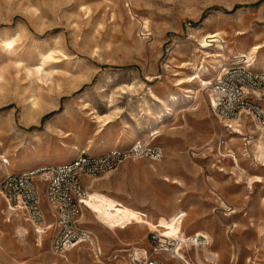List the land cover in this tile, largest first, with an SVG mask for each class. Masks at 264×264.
Masks as SVG:
<instances>
[{
  "label": "rangeland",
  "instance_id": "1",
  "mask_svg": "<svg viewBox=\"0 0 264 264\" xmlns=\"http://www.w3.org/2000/svg\"><path fill=\"white\" fill-rule=\"evenodd\" d=\"M211 31L222 33L227 53L264 42V0H0V39L16 38L10 51L0 45V164L9 159L10 173L60 164L75 157L69 153L73 145L90 144V155L127 151L133 144L126 141L130 133L161 151L159 161L128 158L118 168H125L131 192L150 189L161 198L153 203L139 195L141 200H133L141 207L136 209L150 216L147 211L165 207L170 198L178 206L171 216L153 222L89 192L81 221L97 236L101 264H124L130 253L117 250L133 246L163 264H175L158 252L150 233L170 247L182 222L187 236L195 230L209 235L217 264H264V152L257 150L261 145L264 151V123L246 117L237 130L229 128L206 106L207 85L176 83L192 73L183 63H214L210 55L217 48L204 54L197 42ZM49 53L53 58L34 73L41 55ZM129 84L133 91H123ZM149 88L163 99L177 96L172 114L159 124L145 112L147 105L153 113L160 107ZM185 88H196L197 94L187 99ZM30 96L37 107H30ZM258 105L264 111V96ZM106 119L110 122L103 125ZM158 167L172 173L164 179L167 183L147 178ZM5 175L0 172V180ZM3 208L10 207L0 195V264L99 262L88 244L68 251V259L57 255L52 230L46 231L43 248L37 247L34 231L24 221L29 217L14 207L12 222L23 220L27 228L19 238L12 222H4ZM51 221L47 216L44 224ZM132 238H138L137 244L121 242ZM183 248L185 259L199 264L193 249Z\"/></svg>",
  "mask_w": 264,
  "mask_h": 264
},
{
  "label": "built area",
  "instance_id": "2",
  "mask_svg": "<svg viewBox=\"0 0 264 264\" xmlns=\"http://www.w3.org/2000/svg\"><path fill=\"white\" fill-rule=\"evenodd\" d=\"M207 88L212 112L220 121H240L253 117L264 123V111L258 105L264 96V72H256L232 62L223 67L220 74L207 84ZM144 156L159 161L161 151L145 145L141 140L134 141L127 151L112 149L103 154L90 155L82 150L73 159L60 164L6 174L0 180V195L7 205L25 211L36 224H42L47 216L52 219L45 225V230L53 231L51 247L57 255L63 256L80 244H88L93 248L94 255L101 257V248L93 233L81 221L87 198L82 178L103 176L115 171L128 158ZM150 241L164 249L165 243L160 242L157 233H150ZM182 245L193 249L194 255L198 250L206 264H217L218 256H214L210 250L209 236L197 232L187 236ZM170 250L175 253L173 248ZM124 264L163 263L130 253Z\"/></svg>",
  "mask_w": 264,
  "mask_h": 264
},
{
  "label": "bare ground",
  "instance_id": "3",
  "mask_svg": "<svg viewBox=\"0 0 264 264\" xmlns=\"http://www.w3.org/2000/svg\"><path fill=\"white\" fill-rule=\"evenodd\" d=\"M144 27H146V28L148 27L147 23L144 24ZM238 34H241V33L239 32ZM15 41H16L15 37H12V38L3 37L0 39V45L4 50L10 51L11 49L14 48ZM197 42L199 44V48L202 49L201 52L204 54L209 53L208 51L205 52V50L211 46L217 48V51L215 53H212V55H210L211 58L214 60V63L213 64L210 63L208 65H204L203 63L198 64V63H196V61H193V62L190 61L188 63H183L182 67L185 68L188 66L192 70V73L191 74L185 73L184 77H180V78L176 79V83L178 86H182L183 84H187L192 80V81H196V83H197L196 87H205L209 83V80H207V79L212 77L214 74H217V75L220 74L223 67L230 61L237 63V64H240L242 62V63H245L247 68L251 69V68L257 67V68H260L264 72V56H262V58H260V52L264 48V42L255 43V44L250 45L248 47L241 45L240 47L236 48L235 50H228V53L225 51V46H224L225 40H224V36L222 35V33L220 31H211V32L203 33L202 35L199 36V38L197 39ZM41 56L42 57H41L40 63L33 69L34 73L42 72L44 69L43 66L46 64V62H48V60L50 58H53L51 53L42 54ZM33 70L28 69L27 72L31 73V72H33ZM175 74H178V73H175ZM134 87L135 86L133 84H129V85H126L124 89H122V88L121 89L123 91H133ZM150 89L151 88H149V91H150L152 97L154 98L155 102L160 107L158 106L159 111L157 113H153V111L151 110L149 105H147L145 112H146V115L149 119H151L155 124H159L163 120H165L168 117V115L172 114V111L174 110L173 101L177 99V96H176V93H172V94H169V96L166 99H163V98H160L159 96L155 95L153 93V91ZM185 91L187 93L185 96L187 99H192L194 97V95L197 94L196 88H185ZM37 105H38V103H37L36 99H33L31 97L30 107L34 108V107H37ZM206 106L210 107L209 98L206 100ZM86 108L87 107H84V109H86ZM100 121H101V119H100ZM109 122H110V120L106 119L103 121V125H106ZM221 122H223L225 126H229L230 128H234L236 130L240 126L238 120H223V121L221 120ZM256 126H257V128H261L260 125H258V124H256ZM158 133H155V134H158ZM135 140H136V135L134 133H130L128 135V137L126 138L127 143H133ZM149 140L147 142H149ZM82 150H85L87 152H93V147L90 144L86 145L84 148H80L79 146L73 145L71 147V150L69 153L72 156H77L79 154V152ZM257 150H259L260 155H263L264 151H262L261 145L258 146ZM259 153H258V155H259ZM2 157H3V155L1 156V158ZM12 166H13V163H11V161L9 159L4 158L3 164H0V172L3 171V173L9 174ZM88 198H89V192H87V198L85 201L86 202L85 208L88 207V204H87ZM88 202H90L89 203L90 206H93L94 205L93 197ZM3 209H4V213L7 214V217H6L7 219H5L4 222L10 224L12 222L10 217L13 214V212H12L13 208L10 207V208H3ZM0 211H2V210H0ZM17 212H18V208H17ZM1 219H2V217H1ZM24 221H26L28 227H31L34 231V236H35L36 241H37L36 246L40 247L42 249L43 248V242H44V236L46 235L45 234L46 230H45L44 225H46V224H44V222H43L42 223L44 226L43 227L41 225L35 224L33 221H31L28 218H25ZM26 222H25V224H26ZM183 223L184 222L179 223V225H177V228L174 229L175 237H174V239H172V241H173L171 244L172 247L171 246L170 247L164 246V249L160 248L159 251L156 248V251H158L159 253L164 254V255L168 254L169 257L165 256L166 259L168 261H174L175 264H179L180 262L183 264H190L185 259L184 255H183L184 254L183 253L184 248H183L182 242L185 241V238L187 237L186 232L184 230L185 227H184ZM11 224H13L15 232L19 238H21L23 234L27 233V228L23 225V220L17 221V219H16V221L12 222ZM197 232L200 234L209 236L205 231H201V230H195L193 232V234L197 233ZM94 237H95L96 242L98 243V239H97V236H95V234H94ZM166 245H169V243ZM171 248L174 249L175 253L170 252ZM91 250H93L92 247H91ZM117 251L118 252H129L131 254H135L136 256L142 255L143 257H149L148 251L146 249L139 248L136 246H133L131 248H122V249H119ZM211 252L213 253L214 256H216V257L219 256L215 250H211ZM71 253H73V252H71ZM101 254H102V251H101ZM172 254H173V256H172ZM62 257H64L65 259H68L67 255H63ZM94 257L97 258V260L99 261V262H97V264L103 263L102 261H100V257L98 255H94ZM195 257H196L199 264H206V262H204V260L202 258V254L198 250H196V252H195ZM155 259L158 260L157 258H155ZM54 261L55 260H53V259H48V260L46 259L47 263L48 262H54ZM124 261H122V262H124ZM94 264H96V263H94Z\"/></svg>",
  "mask_w": 264,
  "mask_h": 264
},
{
  "label": "crops",
  "instance_id": "4",
  "mask_svg": "<svg viewBox=\"0 0 264 264\" xmlns=\"http://www.w3.org/2000/svg\"><path fill=\"white\" fill-rule=\"evenodd\" d=\"M156 173V174H155ZM147 175V178L150 179H162L165 183H167L164 179L165 178H170L172 173L168 170H166L163 167H158L154 171V169L149 171ZM126 171L124 167H119L117 170L114 172L107 173L103 178L101 179H90L88 177H83L82 178V183L86 187V189H91L88 192L92 193H97L101 194L103 196H106L110 200H112L117 206L119 207H128L132 208L134 210H137L145 215V217L153 222L157 221L161 217H169L172 214H174L178 210L177 204L173 200H170V198L165 199V202L168 203L165 207L163 208H153L149 212L150 216L146 214L145 212L136 209V208H141L138 207L133 200H141V197H144V201H151L153 203L155 202H160L161 198L159 196L155 195L154 191H150V189H144L143 193H139L137 190H134L131 192L129 190V186L127 185L126 182ZM96 186L94 189L93 187ZM98 190H102L103 192H100ZM141 196L138 199V196ZM137 198V199H136ZM87 210V209H85ZM156 219V220H155ZM141 227V226H140ZM148 230V229H147ZM151 232V230H149ZM138 238H132V239H127L125 241L121 242L123 244H137Z\"/></svg>",
  "mask_w": 264,
  "mask_h": 264
}]
</instances>
